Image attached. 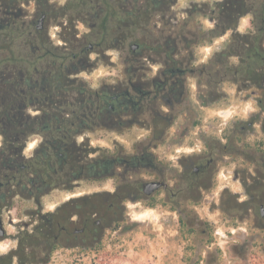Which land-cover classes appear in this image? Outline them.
Segmentation results:
<instances>
[{
	"label": "rangeland",
	"instance_id": "1",
	"mask_svg": "<svg viewBox=\"0 0 264 264\" xmlns=\"http://www.w3.org/2000/svg\"><path fill=\"white\" fill-rule=\"evenodd\" d=\"M55 1L59 6L74 2L77 4L75 12H78V9L83 8L82 1L86 0ZM105 1L107 40L105 48L90 53L95 61L93 68L83 69L84 53L81 52L74 59L71 55L75 50L78 51L77 48L73 50V42L82 43L91 35L89 24L82 19L83 14L75 15L77 28L72 34L59 35L57 24H51L50 41L46 42L49 51L68 55L65 62L71 67L69 73L78 76L72 91L74 101L78 97L82 99L78 90L83 87V83L87 82L97 89L104 79L125 75L129 67L126 61L137 57L133 44L140 45L143 51L141 59H147L155 45L172 43L171 39H175L181 45L190 44V52L194 51L200 63L213 61L216 67L230 69L227 75L219 77L216 98H207L204 103L194 96L189 99L197 117L194 126H190L187 132L171 129L165 142L158 141L157 151L163 155L168 142L177 149L173 151L174 156L180 155L184 149L201 148L202 141H209L212 145L219 140L224 143L228 137L227 116H221L220 111L229 109L231 104L244 113L258 107L254 97L247 103L243 101L245 96L237 93V83L242 76L249 75L244 58L250 44L259 39L264 45V0H246V13L238 16L237 28L228 29L220 36H213L210 31L216 24V3L223 0ZM20 3L24 12L16 20L15 28L0 27V44L4 39L6 43H11V46L4 45L0 53L8 54L14 50L18 57H22L24 67L35 64L44 68L50 55L37 59L33 22L35 0H20ZM163 15L166 17L162 18ZM5 64L11 67V62ZM263 75L264 64L255 67L250 77ZM196 80L194 77L193 81ZM205 84L203 78L201 86ZM77 107L75 104L64 106L67 117H73L71 112ZM38 108H29L27 111L34 115L40 113ZM186 118L184 114L176 120L178 123L190 124ZM42 126L37 124L35 130L26 135L21 163H29L45 139ZM74 137L79 143L87 141L90 155L95 157L104 152L129 157L149 147L156 135L153 136L150 130L140 126L116 131L92 124L89 129L74 132ZM191 142L199 143L195 145ZM2 143L3 137L0 135V146ZM257 158L260 159L259 156ZM221 159L224 161L219 162L221 171L218 187L202 190L201 196L189 199L186 210L168 211L162 204L146 198L126 201L123 212L125 218L104 231L97 219L99 212L113 199L103 192L106 188L114 189L113 179L91 178L75 184L80 186L74 189H58L34 197L23 193L16 187V181L10 180V186L0 189V215L7 231L3 237L5 239H0V264H264V218L260 214L264 207V191L256 188V184L264 182V178L250 179L251 189L245 192L242 183L236 179L233 181L232 176L228 175L231 173L228 168L246 167L254 171V164L238 155L232 165L223 157ZM137 170L131 179L146 180L147 167L141 164ZM35 176L22 172L21 178L28 181V178ZM47 180L50 181V177ZM225 185H229V190L223 192ZM86 192H90L85 199L86 206L76 210L81 217L90 216L88 245L83 248V235L76 237L74 234L71 242L60 238L59 244L50 251L49 246L54 237L50 227L53 215L46 211L63 205L71 195ZM81 217L67 224L71 232L82 227ZM10 220L18 222L12 225ZM3 245L7 248L4 249Z\"/></svg>",
	"mask_w": 264,
	"mask_h": 264
},
{
	"label": "flooded vegetation",
	"instance_id": "2",
	"mask_svg": "<svg viewBox=\"0 0 264 264\" xmlns=\"http://www.w3.org/2000/svg\"><path fill=\"white\" fill-rule=\"evenodd\" d=\"M82 3L83 8L75 12L77 4L74 2L59 6L55 0H35V51L40 60L49 53L46 42L50 41L51 24H57L59 35L72 34L77 28L75 15L83 14L82 19L89 24L91 35L82 43L73 42V50L77 48L78 51L75 50L71 55L74 59L81 52L84 53L83 69L93 68L95 61L90 53L105 48L107 40L106 1L86 0ZM22 6L20 0H0V27H8L12 21L19 20L24 12ZM165 17L166 15L162 16ZM171 41L173 42L155 45L147 59H141L143 51L136 43L132 47L137 57L126 61L129 64L126 74L104 79L97 89L87 82L83 83V87L78 90L82 99H72L78 76L68 75L65 85H55V94L60 92L65 104L60 102V107L50 111L41 108L40 113L36 114L53 117L49 130H43L45 139L38 148L46 149V153L51 151L49 164L46 163L48 160L43 164V167H50V181L42 178L39 187H36L37 179H22L23 193L33 197L42 196L58 189H74L80 186L75 184L91 178L113 179L114 189H103L113 199L99 212L97 219L104 231L107 227L118 225L125 218L123 212L127 206L126 201L146 198L162 204L168 211L186 210L189 199L196 195L201 196L202 190L218 187L221 171L219 162L224 161L222 157L231 165L236 155L243 156L245 161L254 164V171L246 167L228 168L231 171L228 175L232 176L233 181H240L245 192L251 189L250 179L264 178V75L253 79V82L250 75L238 79L237 93L245 96V103L255 98L258 107L244 113L231 104L229 109L220 111L221 116H227L228 137L224 143L219 140L212 145L209 141H202L201 148L196 146L193 150L184 149L180 155L174 156L173 151L176 152L177 149L168 142L163 155L157 151L158 141L165 142L171 129L187 132L190 126H194L197 117L189 99L194 96L204 103L207 98H216L219 77L227 75L230 69L216 67L213 61L200 63L196 60L194 51L190 52V44L181 45L175 39ZM46 70L47 64L44 68H38L40 75L36 81V86L44 91L51 84L44 76ZM194 77L197 78L195 82ZM203 78L206 81L204 87L201 86ZM70 104L78 106V109L71 112L73 117H67V109H64V106ZM81 104L83 108L80 107ZM184 114L190 124L178 123L176 120ZM92 124L116 131L140 126L150 130L156 138L151 140L149 147L129 157L108 155L106 152L95 157L90 155L87 141L82 140L79 143L74 137V132L89 129ZM49 133L51 139L48 138ZM191 143L198 145L199 142ZM141 164L148 169L147 179H131L133 174H137ZM29 168L27 163L22 165L23 172L27 173ZM256 185L257 189L264 191L263 181ZM228 187L229 185H225L223 192L228 191ZM89 194L90 192L71 195L65 199L63 205L46 211L53 215L50 227L54 237L49 246L50 251L59 244L60 238L71 242L74 234L76 237L83 235V248L88 245L91 219L89 215L81 217L76 209L86 206L85 199ZM80 217L82 227L76 228L74 233L71 232L67 224L80 220ZM6 234L7 231L0 239H5L3 237Z\"/></svg>",
	"mask_w": 264,
	"mask_h": 264
},
{
	"label": "trees",
	"instance_id": "3",
	"mask_svg": "<svg viewBox=\"0 0 264 264\" xmlns=\"http://www.w3.org/2000/svg\"><path fill=\"white\" fill-rule=\"evenodd\" d=\"M217 17L216 24L210 33L213 36H220L228 29H236L237 21L240 14L246 13V0H223L216 3ZM17 21H12V24L6 29H13ZM2 28V26H1ZM11 46V43H6V40L0 44V52L4 45ZM0 135L3 137V143L0 146V180L2 185L0 189L10 186V180L16 181V187L22 191V165L23 149L26 143V135L33 132L35 126L43 125V130H49L52 124V116H43L42 114H32L27 111L31 107H39L38 110L44 108L52 110L65 104L64 99L60 97V92L56 93L55 85H65L70 75L71 67L66 65L65 59L68 55H60L50 52L47 64V70L44 76L51 82V86L42 90L36 86V81L40 75L38 68L34 65L24 67L22 65V57L17 56V52L10 50L8 54L0 53ZM61 61L58 62V58ZM40 60V56H37ZM11 62V67L5 63ZM245 67L248 69L249 75L253 69L264 64V45L262 40H256L250 44L249 51L244 58ZM33 71H35L33 73ZM252 77V76H251ZM256 80L255 77H252ZM74 82V81H73ZM82 88V87H81ZM55 89V90H54ZM53 95V96H52ZM83 105L81 104V108ZM51 139L50 136H48ZM46 149L36 151L34 157L29 159V169L27 172L35 177H30L36 180V187H39L42 178L50 176V167H43L44 161L49 164L51 151Z\"/></svg>",
	"mask_w": 264,
	"mask_h": 264
},
{
	"label": "water",
	"instance_id": "4",
	"mask_svg": "<svg viewBox=\"0 0 264 264\" xmlns=\"http://www.w3.org/2000/svg\"><path fill=\"white\" fill-rule=\"evenodd\" d=\"M133 46H136V43L133 44ZM2 185V181L0 180V186ZM261 216H264V208L261 210ZM18 221H14V220H10V223H12V225H16ZM6 233V229L4 227V219L2 217V215H0V236L1 235H5Z\"/></svg>",
	"mask_w": 264,
	"mask_h": 264
},
{
	"label": "bare ground",
	"instance_id": "5",
	"mask_svg": "<svg viewBox=\"0 0 264 264\" xmlns=\"http://www.w3.org/2000/svg\"><path fill=\"white\" fill-rule=\"evenodd\" d=\"M31 146V145H30ZM2 246V245H1ZM3 247H4V249H6L7 248V246L6 245H3Z\"/></svg>",
	"mask_w": 264,
	"mask_h": 264
}]
</instances>
